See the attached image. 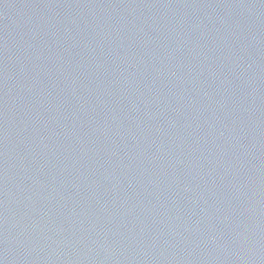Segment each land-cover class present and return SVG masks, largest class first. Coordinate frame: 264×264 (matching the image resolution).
<instances>
[{"label": "water", "instance_id": "95a60500", "mask_svg": "<svg viewBox=\"0 0 264 264\" xmlns=\"http://www.w3.org/2000/svg\"><path fill=\"white\" fill-rule=\"evenodd\" d=\"M0 264H264V0H0Z\"/></svg>", "mask_w": 264, "mask_h": 264}]
</instances>
